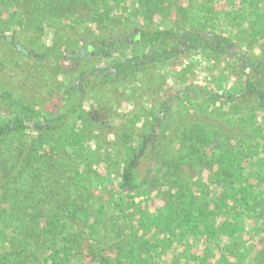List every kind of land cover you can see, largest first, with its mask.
<instances>
[{"label":"trees","instance_id":"trees-1","mask_svg":"<svg viewBox=\"0 0 264 264\" xmlns=\"http://www.w3.org/2000/svg\"><path fill=\"white\" fill-rule=\"evenodd\" d=\"M126 1L139 7H144L146 1L155 3L161 19L187 11L179 0H0V13L7 12L22 29L28 25L69 21L67 35L66 29H57L52 49L37 56L41 60L57 57L111 61L115 53L124 57L100 68L99 82L97 71H91L95 87L104 84L117 87L137 69L167 59L176 51L185 55L191 49L216 46L220 53L234 54L252 70L249 77L231 95L212 94L204 88L196 90L198 105L219 102L216 112L221 114L225 102L238 103L234 109L236 123L264 142V134L239 116L240 103L251 102L264 112V56L259 58L254 53L257 49L264 53V10L259 14L253 12V0L223 3L186 0L197 3L193 10L188 8L184 13L185 17L193 18L190 26L164 31L137 27L126 34L118 32V36L107 31L99 37H85L79 32L78 27L85 23L102 22L109 26L112 19H122ZM257 3L262 6L264 0ZM230 5L237 9L234 12L239 18L233 26L247 45L246 50L237 46L233 38L217 33L221 22L230 19L233 13ZM251 13L262 24L255 26L252 21L255 16ZM18 33L15 31L6 42L19 57L35 63L34 50L20 40ZM75 39L85 46L76 48ZM168 42L170 47L165 46ZM140 44L148 47L143 54L137 52ZM50 74L45 65L38 73L14 80V86L21 87L17 91L0 87V264H211L212 261V264H264V143L255 140L262 147L255 148L252 155L248 154L249 148L229 145L219 138L213 140L219 144L214 147L211 139L215 134L188 127L175 133L183 150L169 165L172 176L176 177L170 180L165 174L154 173L161 152L160 134L165 133L173 104L188 99L192 90L166 92L158 111L149 115L152 120L149 129L137 132V139L125 135L124 141L133 144L126 147L129 152L120 169L123 194L119 199L111 201L109 196V201H105L94 194L98 187L83 184L84 161L90 151L85 152L84 141L95 132L113 129L109 115L102 116L94 105L85 109L84 103L89 100L84 92L78 102L73 106L66 104L63 109L57 94L61 112L56 107L57 99L49 105L55 112L44 113L38 106L33 107V103L48 99ZM84 75L70 81L59 93L69 95L77 83L81 84ZM86 86L82 87L86 89ZM76 111H81L82 126L68 129L71 113ZM32 118L40 120L32 121ZM60 129L61 136L57 138ZM27 130L35 134L30 135ZM43 135L46 137L41 139ZM104 146L101 153L110 159ZM249 158L256 160L255 167L249 165ZM205 165L217 171L213 179L206 176L208 185L201 183L198 176L207 171ZM96 175L98 182L103 180L101 175ZM150 179L157 180L159 185L150 197L157 203L153 210L145 204L148 200L135 201L136 195L144 193L138 189ZM211 187L219 193L214 206L207 198ZM243 233L252 235L253 239L250 247L241 249L244 257L236 250L235 242ZM248 255L249 259L243 262Z\"/></svg>","mask_w":264,"mask_h":264},{"label":"rangeland","instance_id":"rangeland-1","mask_svg":"<svg viewBox=\"0 0 264 264\" xmlns=\"http://www.w3.org/2000/svg\"><path fill=\"white\" fill-rule=\"evenodd\" d=\"M146 1V0H145ZM220 3L221 1L226 0H217ZM240 1V0H235ZM247 2L248 0H243ZM254 11L256 14H259L264 10V5H259L258 0H253ZM180 6H183L184 9H194L197 6V3L194 1L186 2V0H179ZM126 8V11L123 13L124 17L114 18L111 20V25H102V22L97 24H82L78 27L79 32L85 37H99V34L106 33L110 31L114 33V36H118L119 33H129L134 31V29L143 28L149 31L156 30H168L170 28L185 27L192 25L193 18L185 17L187 16V11L183 12L182 15H176V13L170 14L168 18L161 19L158 11H156L155 3L151 1L144 2V7H139V5H133L129 1H126L123 5ZM189 8V9H188ZM230 11L233 12L230 15V19H224L217 33H221L224 36H228L234 39L235 44L240 48L246 50L247 45L240 40L239 35L236 33V30L233 26L237 22L239 16L235 14V9L230 5ZM237 11V9H236ZM157 12V13H155ZM8 13H0V35L3 37L0 40V87L7 89L10 92L17 91V88L20 86H14V80L29 76L30 74L38 73V71L48 65V68L51 71L50 76V86L51 90L49 91L48 99H41L34 106H38L39 109L45 111L55 112L53 107H49L51 101L56 98V95L59 94L62 103L60 106L62 109L65 105L75 104L78 102L81 97L82 92L86 94V98L89 102L84 103V108L89 110L91 105L99 107L97 109L102 116H107L109 123L113 126L112 130L101 132H95L91 137H87L84 141V146L90 151L86 155L84 161L85 166V180L84 185L86 186H95L98 187V190L94 191V194H98L103 200L113 201L114 199H119L123 194L121 187V180L119 175L121 174L120 169L123 167V161L127 157L129 150L126 149L128 145H132V141L125 142V135L128 137H134L137 139V132L143 130H148L151 126L150 114L157 112L159 108V103L163 99V95L166 92L175 91L181 88H187L192 90L188 99H179L174 102L172 115L168 116V122L165 124L164 129L165 133L160 134V139L162 140L161 152L156 158L153 172L159 173L160 175L165 174L170 177V180H173L175 175L172 176L169 165L171 161L180 155L183 154V150L178 143L175 133L178 130H185L188 127H193L203 131L204 133L211 132L215 134L214 139H211L213 146H218L219 144L214 143L213 140L219 138L222 142L232 145H239L242 149H247L248 154H252L255 148L262 147L258 145L260 138L253 136V133L249 132L245 127L240 126L236 123V114L235 106L236 102L230 103L225 102V108L219 112H216L219 102H215L213 105L207 104L206 106H199L198 104V94L195 93L196 90L200 88L207 89L212 94H226L231 95L235 93V87L240 85L246 79V76L252 71L249 67L243 65L242 60H238L237 56L230 54L228 52L220 53L217 51L216 46H213V49H201L193 50L191 49L185 55L176 51V53L167 58L161 59L159 62H153L152 65H146L143 69H137L138 71L134 74L126 77L121 85H114L112 87L104 86H94L95 82H92L93 77L91 71H97L96 76L98 78L97 82L101 79L100 68L110 65L112 62L118 60H124L119 53H115L114 59L109 60H60L55 57L51 60H41L37 56L43 54L45 50L50 51L52 49L53 38L56 30L64 31L70 25L69 21H59L57 23H44L36 24L35 27L30 25L22 28L18 27V23L15 19H10L7 16ZM253 17V23L256 26L257 24H262L260 19H257L255 13H251ZM245 21L246 18H243ZM264 24H262L263 26ZM213 31L214 29H208ZM261 30V29H257ZM15 31H19L17 36L20 40L25 41L35 52L36 58L35 63H30L27 60L19 57L6 42L8 37L12 36ZM264 32V27L262 28ZM119 32V33H118ZM260 34V32L256 31ZM71 36H68L70 38ZM74 39V37H72ZM77 40V39H75ZM76 41H74L75 43ZM264 42V39H263ZM77 47H84L85 44L77 40ZM71 46V44H70ZM165 46L170 47L171 42L165 44ZM30 50V49H29ZM148 50V47L144 44L138 46V54H143ZM254 49H252L253 52ZM125 53V51H123ZM257 53L259 58L264 56L263 52H260L258 49L254 51ZM35 54L30 52L32 57ZM39 59V60H38ZM30 69V70H29ZM84 75V79L81 80V84L77 83L75 89L72 90L69 95L65 92L59 93L60 90L66 89L68 83L74 80L77 76ZM9 77L6 79L4 77ZM100 76V78H99ZM87 83V86H86ZM101 82L100 84H103ZM85 85L86 89L82 86ZM26 101L27 97L24 95ZM67 98V99H66ZM56 107L60 111V107ZM193 102V104L191 103ZM239 104V116L244 122H247L248 125H252L257 132L264 134V112H262L255 104L251 102ZM215 111L216 113H214ZM61 112V111H60ZM59 112V113H60ZM43 113V115H44ZM81 111H76V113H71L70 121H68V129L74 128V125L77 128H81L82 123L79 119V114ZM167 115L165 116V118ZM38 121L40 119L32 118V121ZM154 120V119H153ZM159 124V122H158ZM33 126V122L31 123ZM61 130L58 131V134L55 136L58 138L61 136ZM27 133L34 135V131L27 130ZM157 134V133H156ZM200 134V133H199ZM159 135V132H158ZM46 135L41 136V139H44ZM128 139V138H127ZM160 140V141H161ZM257 140V142H255ZM108 150L110 156L104 158L101 150V146ZM242 151V150H241ZM102 152V153H101ZM253 155V154H252ZM194 158V157H192ZM249 165L255 167L256 160L249 158ZM145 167V164L142 165ZM215 168V167H214ZM207 171H202L199 173V180L201 183L208 185V180L214 178V172L216 168L205 165ZM97 174L101 175L102 181H99ZM216 178V173H215ZM165 180V179H163ZM159 185L157 180L150 179L146 184L141 186L138 191H142L141 195H136L135 201L137 203L144 202L148 206L149 210H153L157 203H153L151 196L156 193ZM101 190V191H100ZM208 201L211 203V206H214L215 201L219 198L218 191H215L213 187L208 189ZM108 211H105L106 215ZM103 217V220L106 217ZM108 218V217H107ZM107 220H105L106 222ZM252 235L248 233H243L242 237L235 239L236 250L244 257V253L241 250L242 248L250 247L252 244ZM234 242V243H235ZM254 245V244H253ZM246 259L243 262L249 259V255L245 257ZM242 262V263H243ZM213 263V261H212ZM211 263V264H212Z\"/></svg>","mask_w":264,"mask_h":264}]
</instances>
